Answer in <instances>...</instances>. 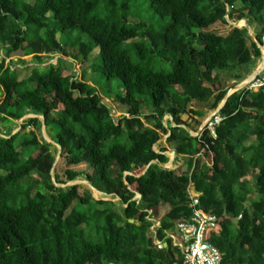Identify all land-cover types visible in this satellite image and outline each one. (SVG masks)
Returning <instances> with one entry per match:
<instances>
[{"label": "trees", "instance_id": "1", "mask_svg": "<svg viewBox=\"0 0 264 264\" xmlns=\"http://www.w3.org/2000/svg\"><path fill=\"white\" fill-rule=\"evenodd\" d=\"M100 2L105 16L95 14ZM132 2L0 0V42H7L0 62V124L13 123L0 131V264H184L169 233L192 213L191 181L203 193L205 210L221 223L213 242L223 264H264V88L229 96L216 137L208 129L192 136L184 127L191 123L183 119L205 116L194 102L216 110L256 67L264 0H150L154 13L168 19L161 30L129 22ZM243 19L257 25L256 41L246 27L234 26ZM73 30L89 41L68 39ZM95 47L101 73L107 80L120 78L123 96L102 94L76 74H64L65 57L87 60ZM21 49L37 63L22 80L13 61L6 64ZM54 53L64 58L43 67V54ZM157 58L171 62L173 71L156 70ZM225 78L231 80L227 85ZM104 97L127 105L128 113L116 118ZM145 106L151 112L143 113ZM29 114L35 117L13 133ZM42 116L68 166L87 164V181L119 198L121 208L96 200L89 189L81 195L78 184L58 186L66 181L57 173L53 178L56 154L39 138ZM165 116L171 117L168 127ZM168 133V142L187 160L183 173L164 167L169 158L155 150ZM250 136L257 141L248 144ZM197 155L208 166L195 164ZM66 173L69 181L81 175Z\"/></svg>", "mask_w": 264, "mask_h": 264}, {"label": "rangeland", "instance_id": "2", "mask_svg": "<svg viewBox=\"0 0 264 264\" xmlns=\"http://www.w3.org/2000/svg\"><path fill=\"white\" fill-rule=\"evenodd\" d=\"M29 2L33 3L34 0H28ZM106 13V7L104 6L103 2H100L98 7L95 9V14L99 16H105ZM168 19L164 20L161 19L157 14L154 13L153 9L150 7V0H133L132 2V9H131V16L128 17L129 22H140L143 21L148 26H150L154 30H161L163 29V26L165 27V22H167ZM243 22L240 23V26H242ZM11 29V28H10ZM11 32V31H9ZM68 39L72 38H78L81 37L84 41H89V36L86 34L81 33L79 30H73L68 31ZM58 38H60V34H58ZM139 38H136L132 40L133 42L138 41ZM7 45V42H0V62L4 59V47ZM135 51V50H134ZM132 51V56L136 57V52ZM6 64H10L13 61V67L14 70L17 72L18 78L20 80L27 79L33 68L37 63H35L32 59V55L26 56L24 55L22 49L16 52H13L10 56H7ZM44 58V64L43 67L48 66L49 64H57L60 58H64L62 53H54V54H43ZM65 60L67 61L66 70L64 72L65 75H75V78L84 79V81L95 85L100 93H104V91H111V94L113 97L116 96H123L125 94V89L122 84V81L119 77H114L110 80H107L105 76L101 73L100 67L102 65V57H101V51L99 47H95V49L92 51L91 55L87 60H84L83 58L80 59H72L71 57H65ZM23 61V62H22ZM15 62V63H14ZM95 63L97 69L96 72H93L91 69L93 67V64ZM154 67L156 70L164 71V72H172L173 71V64L167 60H160L159 58L156 59L154 63ZM85 73V77H83V74ZM231 80L224 79L225 85H227ZM4 95L0 94V102L3 100ZM104 101L111 106L113 109V115L116 118L121 117L122 115H126L128 113L129 107L127 105H122L118 101H114L113 99H109L107 97H104ZM222 103V102H221ZM220 103V104H221ZM193 107L195 109L204 110L205 116L199 117L198 121L200 124L205 123L208 116L213 113V111H206V107L201 105L198 102L193 103ZM217 110V109H216ZM143 113L151 112V108L149 106H145L142 110ZM126 113V114H125ZM35 117L33 114H29L25 116L23 119L19 120L18 122L13 125V133H16L21 129V125L28 121L29 118ZM191 117L189 115H183V119L187 120L189 122ZM40 119L43 121L42 130L39 132V138L41 140H46L47 142H50L52 144V150L56 154V161L55 166L52 171L53 178H55V173L59 175V178L66 181V184H61L62 187L70 186L78 184L80 185V193L83 195L85 191L88 189L92 192L93 197L96 200H108V201H114V206L121 208L122 204L119 202V198H113L111 195H106L100 191L93 190L92 187L89 185V182L86 179V174L91 173L92 169H90L87 164H79V165H71L68 166L67 161L65 158L61 157V148L51 139L50 132L48 131L46 125L44 124V119L40 117ZM171 117L165 116V125L168 127L170 123ZM205 121V122H204ZM10 122V121H9ZM4 122L3 124H0V131H7V126L11 125L13 123ZM190 123H194V118ZM198 124L196 123V126ZM55 127V125L53 126ZM33 125H30L29 130H33ZM57 129H55L56 131ZM168 135V134H167ZM195 135V134H194ZM164 138V137H163ZM156 147V146H155ZM170 156V154L168 155ZM170 163H168L169 165ZM170 166V165H169ZM71 169L74 171H78L81 175L73 181L68 180V176L66 173V170ZM35 180L31 179L30 182L35 183L37 181V178H34ZM35 189H32V193L34 194ZM77 201L73 203V206L76 205ZM248 206V202H247ZM167 211V207H166ZM70 212V211H69ZM165 213L162 211V214ZM156 222L155 225L157 226ZM159 226V225H158Z\"/></svg>", "mask_w": 264, "mask_h": 264}, {"label": "built area", "instance_id": "3", "mask_svg": "<svg viewBox=\"0 0 264 264\" xmlns=\"http://www.w3.org/2000/svg\"><path fill=\"white\" fill-rule=\"evenodd\" d=\"M262 47L264 51V42ZM262 88H264V66L260 73L242 89L259 91ZM224 119L225 116L221 112H215L206 121L203 129H208L216 137V128ZM189 189L190 185L188 192L192 213L187 220L178 223L176 229L169 233V238L183 253L184 264H223L224 255L213 242V237L220 235L222 231L219 218L216 214L205 210L201 201L203 196L201 191L195 190L191 193Z\"/></svg>", "mask_w": 264, "mask_h": 264}, {"label": "crops", "instance_id": "4", "mask_svg": "<svg viewBox=\"0 0 264 264\" xmlns=\"http://www.w3.org/2000/svg\"><path fill=\"white\" fill-rule=\"evenodd\" d=\"M247 20V23L249 22V20L248 19H246ZM249 24V23H248ZM250 26V28H251V32H252V34H253V36H254V38H256V29H257V25L256 24H253V25H249ZM241 27H245V23H243L242 24V26ZM260 62H261V59L260 60H258V62H257V64H256V67L252 70V72L250 73V75H248V77L247 78H249L257 69H258V67H259V65H260ZM246 78V79H247ZM233 89H231L229 92H228V94L227 95H231V94H233L234 92L232 91ZM229 98V97H228ZM227 98V99H228ZM227 99H224L223 101H222V103L219 105V107L217 108V110H215V111H213V113H215V112H220V110H221V108L225 105V103H226V101H227ZM206 111H207V109H206ZM208 111H210V110H208ZM207 111V112H208ZM213 113H211L209 116H208V118L205 120V121H207L208 119H209V117L213 114ZM126 114V113H125ZM189 117H191L190 118V120H189V123L193 120V117H194V123H191V127H188V129L190 130V134L192 135V136H199L200 134H201V131L203 130V126L205 125V123H202V124H200L199 123V121H198V119H199V117L198 116H189ZM196 120L198 121V123L196 122ZM196 123L198 124L197 126H196ZM195 134V135H194ZM169 133H168V136L167 135H165L164 136V138H162L161 140H160V142L156 145V147H155V150L156 151H158V152H163L164 154H166V156L169 158V162L168 163H170L169 165H168V163L166 164L167 165V168H169V169H175L176 171H177V173H183L186 169H187V160H186V158H185V156H183V155H178L177 154V152H176V150H175V144H173V143H171V142H168V137H169ZM257 141V138H256V136H250L249 138H248V140H247V143L248 144H252V143H255ZM163 149H165V151H161V150H163ZM170 154V156H168ZM194 160H195V164H196V162H198V165L201 167H203V166H208V163H207V160H206V158L203 156V155H197L195 158H194ZM195 190H197L196 189V185H195V183L193 182V181H191L190 182V189H189V191H191V193H193ZM159 224L157 223V226H158ZM156 226V225H155ZM157 244H159L161 247H163V246H166V244H162L160 241H157L156 242Z\"/></svg>", "mask_w": 264, "mask_h": 264}, {"label": "water", "instance_id": "5", "mask_svg": "<svg viewBox=\"0 0 264 264\" xmlns=\"http://www.w3.org/2000/svg\"><path fill=\"white\" fill-rule=\"evenodd\" d=\"M241 22H244V23H245V27L247 28L250 37L252 38V40L256 41V38H254V36H253V34H252V32H251V28H250L249 24L247 23V20H246V19H243V20H240V21L234 22L233 24H234V26H236V27H241V26H240V23H241ZM260 49H261V52L264 53L262 45H260ZM263 66H264V56L261 57V62H260V65H259L258 69H257V70H256V71H255V72H254L249 78H247V79L243 80L242 82L238 83V84L236 85V87L233 88V90H234L233 92H236V91L242 89L243 87H245V86H246V85H247V84H248V83H249V82H250V81H251L256 75H258V74L260 73V71L262 70ZM228 97H229V95H227L225 99H227ZM42 118L44 119L43 116H42ZM163 122L165 123V118H164ZM172 122H173V120H172ZM173 126H175V124H174ZM184 127L190 132V130L188 129V127H186V126H184ZM203 127H204V126H203ZM167 136H168V135H167ZM59 147H60V146H59ZM60 148H61V147H60ZM54 166H55V163H54ZM54 166H53V168H54ZM163 166L167 168V165H166V164H163ZM89 185L92 187V189H93L94 191L97 190V189H96V188H95L90 182H89ZM58 186H61V185H58ZM97 191H98V190H97ZM137 197H141V195L138 194ZM241 217H242V215H239L238 217L234 218V219H233V222H234L235 224H238L239 221H240V218H241ZM130 222L133 223L134 220L131 219ZM161 246H162V245H161Z\"/></svg>", "mask_w": 264, "mask_h": 264}, {"label": "bare ground", "instance_id": "6", "mask_svg": "<svg viewBox=\"0 0 264 264\" xmlns=\"http://www.w3.org/2000/svg\"><path fill=\"white\" fill-rule=\"evenodd\" d=\"M244 23V22H243Z\"/></svg>", "mask_w": 264, "mask_h": 264}]
</instances>
